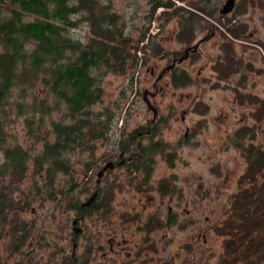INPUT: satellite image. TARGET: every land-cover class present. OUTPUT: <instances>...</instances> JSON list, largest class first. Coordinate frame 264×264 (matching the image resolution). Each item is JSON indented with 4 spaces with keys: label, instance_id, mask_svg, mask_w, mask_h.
<instances>
[{
    "label": "rangeland",
    "instance_id": "obj_1",
    "mask_svg": "<svg viewBox=\"0 0 264 264\" xmlns=\"http://www.w3.org/2000/svg\"><path fill=\"white\" fill-rule=\"evenodd\" d=\"M98 1V8L101 9L104 4L110 14H118L117 26L122 30L121 36L128 39L124 45L128 60L123 73L109 72L102 79L103 100L96 108L100 109L102 105L114 106V100H118L123 104V111L107 139L95 142L93 160L113 150L112 143L117 141L122 132L126 136L145 117H151L150 108H147L143 96L147 90L153 92L157 74L164 67L170 66L175 57L179 58L187 47L193 46L208 32H213L195 52L190 51L186 59L175 64L171 71L164 72L158 82L160 90L152 97V104L166 121L153 140L164 143L165 158L168 151L178 149L173 157L175 167L170 169L168 163L157 156L159 161L153 175H194L197 200L207 195L203 206L198 204L197 215L202 213V217L209 216L215 225L224 217L231 196L237 190L238 179L245 169L244 159L235 147V132H246L256 126L255 142L264 145V116L259 120L253 116L259 103L264 101V6H260L264 4V0H237L231 10L223 14L220 11L225 0H210L205 7L203 3L200 4V0H167L173 4L172 7L156 8L153 13L151 8L154 0ZM188 4L196 6L197 10ZM175 6L183 7L186 13L190 12L183 13L186 16L193 14L192 20L170 15ZM80 18V14L76 16V20ZM76 24L73 33L79 38H87L88 22L77 21ZM189 25L190 29H187ZM231 29L237 37L230 33ZM183 31L190 35L191 40L187 43L182 42L186 34L180 37L178 35L183 34ZM224 44H227L226 47L230 46L231 50L229 54L232 67L228 71L222 70L223 63L218 64L222 59L225 62ZM235 59L239 61L237 69L234 67ZM151 69H154L152 73ZM174 71L188 73L191 83L174 86L171 81ZM9 107L11 106L7 105L5 110L10 119L4 122L3 129L8 134L16 133L17 141L26 149L40 147V143L24 141V117L16 112L13 105ZM180 111H185L189 127V137L186 140L182 137L186 125L178 119ZM245 141H248L246 137ZM13 142L9 139L10 144ZM27 164L25 176L19 184L0 181V192L12 199L10 207L50 209L53 206H64V200L59 196L56 198L60 192H64V186H61L60 192H48L56 195L55 197L48 196L42 189V183L38 181L41 177L34 174L32 163ZM75 167L80 171L77 176L80 182H76L75 186L83 190L82 185L80 186L82 177L94 171L84 172L85 169L79 164ZM57 179L62 184L64 176L59 175ZM34 181L38 182L39 189L37 184L35 187ZM208 202L211 206H208L209 209L205 208ZM25 214L28 216L29 211ZM222 239L221 236H214V249L219 247ZM215 260L216 258L213 263Z\"/></svg>",
    "mask_w": 264,
    "mask_h": 264
},
{
    "label": "trees",
    "instance_id": "obj_2",
    "mask_svg": "<svg viewBox=\"0 0 264 264\" xmlns=\"http://www.w3.org/2000/svg\"><path fill=\"white\" fill-rule=\"evenodd\" d=\"M209 1L200 0V4L205 7ZM98 4V0H0L1 183L22 182L27 163L31 162L48 196L55 197L48 192H60L63 186L64 191H77L76 177L80 171L75 165L83 167L84 172L92 169L95 142L105 141L118 124L123 111L121 101L114 100V106L102 105L100 109L96 105L103 100L104 75L123 73L126 69L128 56L124 45L128 39L121 36L118 14H110L104 4L98 8ZM172 6L167 0H154L151 13L156 8ZM170 13L187 21L193 17L184 15L190 12L186 13L183 7L175 6ZM79 14L81 18L76 20ZM84 20L88 22L89 34L82 39L73 29L77 21ZM230 33L237 37L233 29ZM184 34L182 42L187 43L190 35L178 33L179 37ZM226 45L225 62H218L223 63V71L232 67L230 46ZM238 63L235 59L236 69ZM171 81L180 87L189 85L191 78L188 73L174 71ZM7 105H13L24 117V141L40 143V147L26 149L17 141L16 133L8 134L3 129L4 122L10 119ZM253 116L256 120L264 116V101ZM255 129L235 132V147L244 159L245 169L220 221L222 253L216 264H264V145L255 142ZM122 133L118 143L125 141ZM244 137L248 141L244 142ZM9 139L14 142L10 144ZM158 148L164 149L154 144L150 148L138 145L144 158ZM59 175L64 176L62 184L57 179ZM6 176L10 178L5 179ZM34 183L39 189L38 182ZM11 200L0 192V207L12 206Z\"/></svg>",
    "mask_w": 264,
    "mask_h": 264
},
{
    "label": "flooded vegetation",
    "instance_id": "obj_3",
    "mask_svg": "<svg viewBox=\"0 0 264 264\" xmlns=\"http://www.w3.org/2000/svg\"><path fill=\"white\" fill-rule=\"evenodd\" d=\"M211 34L200 38L196 49L195 44L189 46L190 51ZM177 59L157 74L153 92L146 91L143 100L151 117L132 128L123 143L117 139L113 150L95 159L94 173L82 177L83 190L57 195L63 196L64 206L0 207V264H216L222 253L223 239L214 249V236H221L220 222L214 225L209 216L197 215V206H203L207 195L197 200L194 175H153L156 157L173 169L178 149L168 151L166 158L163 148L147 158L138 149L139 144L164 147L153 140L166 121L152 97L160 90L164 72L184 60ZM178 119L186 125L182 136L186 140L185 111ZM4 212L7 215L1 216Z\"/></svg>",
    "mask_w": 264,
    "mask_h": 264
},
{
    "label": "water",
    "instance_id": "obj_4",
    "mask_svg": "<svg viewBox=\"0 0 264 264\" xmlns=\"http://www.w3.org/2000/svg\"><path fill=\"white\" fill-rule=\"evenodd\" d=\"M235 0H225V4L223 5V9H221L220 13H226L229 10H231V8L234 6ZM208 37V36H207ZM198 46V44L194 45V49H196V47ZM191 48L185 49L184 53L182 56H180L177 60L178 62H181L183 59H185L188 56V53L190 51ZM175 62V60L173 61V63ZM146 91L144 92V96L143 98H145ZM149 104V103H148ZM154 113H156V108H153ZM105 169V167H104Z\"/></svg>",
    "mask_w": 264,
    "mask_h": 264
}]
</instances>
